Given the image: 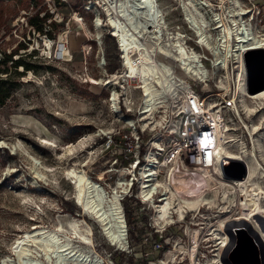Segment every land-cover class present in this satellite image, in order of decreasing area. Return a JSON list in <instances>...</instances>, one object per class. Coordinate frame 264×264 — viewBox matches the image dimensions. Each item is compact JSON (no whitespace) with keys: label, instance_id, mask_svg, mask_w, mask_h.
I'll return each instance as SVG.
<instances>
[{"label":"rangeland","instance_id":"1","mask_svg":"<svg viewBox=\"0 0 264 264\" xmlns=\"http://www.w3.org/2000/svg\"><path fill=\"white\" fill-rule=\"evenodd\" d=\"M52 1L57 3V0H0V78L6 79L4 85L8 90L0 104V261L5 255H11L17 264L12 243L32 224L50 228L61 224L70 235L66 230L67 221L73 217L84 219L91 231V243L82 244L73 239L74 244L86 251L90 259L96 256L100 264H131L124 261L122 251L133 257L132 264H200L211 259L219 250L212 238L208 237L207 243L203 242L200 249L194 251L193 262L188 249L193 247L194 240L189 247L188 235L174 234L173 229L184 227L187 218L172 230L157 232V237L155 233L143 234L141 223L154 212L158 201H153L156 202L153 205H141L137 223L132 212L133 199L120 201L123 212L131 209V224H127L125 230L126 244L121 247L124 249L105 238L99 223L74 202L73 184L65 170L75 167L95 180L96 174L100 177L108 166L112 153L104 148L99 133L100 129L106 131L115 125L112 120L117 116L108 109L106 98L109 90L120 87L122 81L114 79L107 85L92 81L105 77L106 72L115 71L119 62L114 39L105 29L92 26L90 16L84 11H80L82 23L72 20L71 7L85 0H67L64 5H57L55 10L64 17L63 21L56 11L50 12L54 8L50 5ZM159 1L166 8L179 5L177 0ZM213 2L217 4L215 0ZM240 2L250 9L252 26L264 32V0ZM42 12H45L44 16H40ZM35 15L36 23L42 25L40 32L29 23V18ZM14 59H20L28 66H14ZM192 85L198 86L193 82ZM245 120L250 123V118ZM235 125L238 126L237 122ZM258 138L264 150V131ZM231 165L239 167L238 163L227 162V169ZM103 185L109 193L114 186L112 181ZM235 199L230 204L218 199L220 204L218 201L211 207L203 204L209 210L203 209L211 218L237 216L242 206L238 197ZM240 226L236 224L230 228ZM129 227L135 233L131 241L127 233ZM154 239L162 247L155 248ZM33 249L32 254L40 264H55L53 253L47 258L40 248ZM67 262L72 264V260ZM92 263L93 260L86 261V264Z\"/></svg>","mask_w":264,"mask_h":264},{"label":"bare ground","instance_id":"2","mask_svg":"<svg viewBox=\"0 0 264 264\" xmlns=\"http://www.w3.org/2000/svg\"><path fill=\"white\" fill-rule=\"evenodd\" d=\"M177 1L188 12V19L199 22L196 31L199 33L200 40L205 41L208 45L211 39L221 42L223 47L222 56L224 58L231 50L230 41L235 38V40H239L241 37L246 36L250 46L259 45L264 48V32L245 22L242 17L250 9L247 10V8L243 7L240 0H215L217 4L213 0ZM98 2L106 10L109 25L113 30L112 35H116L123 40L131 39L130 41H134L131 45L138 49V53L143 59L137 67L138 74L135 76L143 83V90L147 98L155 93L162 108H165L166 97L168 95L176 97L177 78L182 82L181 85L183 87H187L186 78L190 81L192 80V75H188L185 70L199 73L198 76L201 79H205V70L197 62V52L186 50V46L181 41L182 34L179 32L177 33L180 35L174 33L175 37H170L167 34L166 38H164L163 30L160 26V12L155 6L156 0H98ZM148 6L149 8H147ZM222 9H225V14L220 12ZM98 13L99 11L95 13V28H101L102 25L101 15ZM250 14V18H252L253 15L252 13ZM231 22L233 25H231ZM212 23H217L218 25L217 28L215 26L210 27L215 29L213 32L207 30V26ZM240 23H243L244 26L239 27ZM143 33L147 34V36ZM97 36L99 37L98 34ZM236 43L239 44L237 41ZM153 44L164 54L173 58L157 61L150 52ZM243 44L241 43L240 45ZM123 45L125 50L133 48V46L129 47L126 43H123ZM131 60L129 54L126 53L125 63L128 69L135 71L136 68L132 66ZM168 61H171L172 64ZM219 61L222 64L225 62L224 59ZM100 63L102 61H99ZM114 77L116 78L117 75ZM104 79L105 77H102L96 80L92 79V81L101 85L103 82L110 83L113 81L110 80V77L106 81ZM184 80L185 83L183 82ZM236 80L233 99L234 101L236 100L237 94L240 107L245 115H241L238 112V118L239 120L242 119L240 121L248 131L247 138L251 145L247 146L245 138L240 137L237 133L224 132L219 127L215 144V157L218 163L223 155L233 157L239 154V151H242L247 158L248 165L245 178L226 177L221 173V168L217 165L214 169L206 167L200 168L201 170L188 168L185 176L179 177L178 180L175 175L171 176L169 180L156 179L157 185L160 186V189L157 190L161 192L158 194L155 220L159 224L162 221H172L168 213L170 208L180 218L183 213V207L193 210L203 204L211 207L217 203L218 199L223 202L227 201L230 204L238 197V202H240L239 204L242 208H240L239 214L232 218L230 224L233 226L241 224L242 221L250 222L252 227L256 229L258 236H260L264 248V184H262V181H264V150L258 138L259 134L264 131V129H261L264 128V88L250 93L241 85V73L237 74ZM114 95L113 89L112 98ZM258 111H260L259 114H257ZM149 115H152V112ZM254 116L256 120L253 119ZM246 117L250 118V123H246ZM156 123L157 121L153 122V124ZM235 124L236 122L233 123L231 130H236L237 126ZM226 163H224L225 166ZM199 170L201 172H198ZM235 170L236 167L232 165L228 169L226 167L227 173L236 175L238 170ZM65 175L70 178V182L73 184L74 202L84 213L90 215L99 223L105 238L112 244L120 246V248L124 247L126 244V224L119 199L121 194L119 186H122L125 182L124 177H120L114 182L112 191L109 193L97 179H95L97 181L93 180L91 176L75 167L67 168ZM227 178L235 179V185ZM151 194L152 192L147 195ZM218 204H220L219 201ZM258 218L261 219L262 224ZM227 219L231 218L228 217ZM67 223L68 229L66 230L69 231L70 235L66 234L65 228L61 224H57L53 228L32 224L30 228L23 231L21 235L15 238L11 247L13 254L16 256L17 264H40V260L32 254L35 247L40 248L47 258L53 253L55 264H68V260H72V264H86L87 260L91 262L93 260L94 263L92 264H100V260L96 259V256L94 258L92 256V259H90L86 251L80 250L74 244L75 241L73 239L82 244L91 243V231L87 222L84 219L73 217ZM219 223V229H221L224 225V218ZM222 232L218 234L221 246L218 247L219 250L216 256L209 260L206 259L203 261L204 264H212L214 262L216 264H225L222 260V254L227 253L233 244H235V247L229 253V258L226 255V260L229 264H255L257 262L254 245L246 236L239 232L235 234L236 236H234L233 240H229L227 232L232 233V230L229 229L225 232L222 229ZM192 237L194 245L188 251L191 260L194 262V251L196 250L195 245L197 242V231L195 229L192 231ZM222 246L223 250L220 253ZM218 255H220V258ZM13 260L14 258L12 259L11 255H5L0 262L1 264H16Z\"/></svg>","mask_w":264,"mask_h":264},{"label":"built area","instance_id":"3","mask_svg":"<svg viewBox=\"0 0 264 264\" xmlns=\"http://www.w3.org/2000/svg\"><path fill=\"white\" fill-rule=\"evenodd\" d=\"M66 2L67 0H57V4L52 1L50 5H53L54 8L50 12H55L57 5H64ZM77 4L79 5L75 4L71 7V16L74 22L82 23L84 19L80 11H84L90 16V23L94 26L95 13L99 11L101 28L105 29L107 34L114 39L119 63L115 71L106 72L104 81L109 77L111 78L110 80L120 79L122 81L120 87H113L109 90L106 98L108 109L117 116L116 119L112 120L115 125L106 131L100 129L102 131L99 133V135L102 134L104 148L112 153V157L108 160V166L102 171L101 176L99 177L97 173L94 179H97L102 185L103 183L109 184L111 181L114 185V182L120 177H124L125 182L122 186H119L121 190L119 199L120 201L126 198L133 199L131 206L134 205L132 207L134 222L137 223L139 221L137 218L140 219L141 205L146 206L149 203L153 205L156 203L153 200L158 201V194L161 191L157 190L160 189V186L157 185L156 179L169 180L171 176L175 175L178 180L179 177L185 176L188 168L200 169L206 167L214 169L217 165L221 168L222 163H229L228 160H225L226 158L243 161L247 173V158L242 151H239V154L233 157L223 155L217 163L215 144L219 127L224 132H229L233 123L237 122L238 126L234 131L240 137H244L247 144L250 145L247 138L248 131L238 119V112L243 115V111L237 99V94L235 101L233 95L236 89V76L238 73H241V85L246 90V69L243 53L246 50L262 47L259 45L250 46L246 36L241 37L239 40H235V38L230 41L231 50L224 58L222 56L223 47L221 42L211 39L208 45L205 41L200 40L199 33L196 31L199 22L188 19V12L181 5H172L170 8H166L160 4L159 0H156L155 6L160 12V26L163 30L164 38H166L167 34L170 37H175L174 33H181L182 38H180L186 46V50L197 52V62L205 70V79H201L198 76L199 73L185 70L188 75H192L191 82L186 78L188 80H186L187 87H183L181 85L182 82L177 78L176 97L168 95L166 97V107L162 108L155 93L149 98L146 97L143 83L135 76L138 74L137 67L143 59L140 57L138 49L131 45L134 41H130L131 39L123 40L116 35H112L113 30L109 25L106 10L98 0H85ZM220 12L222 13L221 10ZM248 13L244 14L242 18L246 23L252 24L253 17L250 18L251 15ZM56 14L58 17L60 16V21H63L64 17L58 15L57 11ZM44 15L45 12H42L40 16ZM66 21V24H68L69 20L67 19ZM231 25H233L232 22ZM214 26L217 28V23L208 25L207 30L213 32L215 29L210 27ZM243 26L244 24L240 23L239 27ZM145 35L147 36V34ZM123 43L128 44L129 47L133 46V48L125 50ZM241 43L244 44L240 45ZM150 52L157 61L173 58L164 54L154 44ZM126 53L131 57V64L136 68L135 71L128 69L125 63ZM101 57L103 60L102 65H104V55L102 54ZM220 59H224V64L220 63ZM115 75H117L116 78L114 77ZM183 82L185 83V80ZM192 82L197 83L198 86H193ZM107 84L102 83V85ZM225 84L227 85L226 87ZM203 87L207 89H203ZM201 88L204 91L201 92ZM113 89L115 95L112 98ZM215 95L217 96L216 99H214ZM150 112H152V115H149ZM156 121L157 123L153 124ZM113 175L114 178L111 179ZM90 176L93 178L92 175ZM103 176H105L104 179H101ZM227 179L235 185V179ZM150 192L152 194L148 196L147 194ZM203 208L209 210L203 205H199L195 210L183 207V213L180 218L170 208L168 213L172 221H162L158 224L155 222V207L154 212L148 215L144 223H141L143 224V234H157V232L160 233L164 230H172L187 218V224L184 227L173 229L175 230L173 231L174 234L180 232L183 235H188L190 237L188 240L190 243L189 247H191L193 244L192 231L195 229L197 231L196 251L200 249V244H203V242L207 243L208 237L212 238L216 242L215 244L220 247L221 240L218 234L223 233L222 229L226 232V229L232 228L230 223L235 216L230 217L231 219L224 218V225L219 229V222L222 218H211L209 213L206 214ZM153 243L156 246L155 248L162 247V244L159 241L157 242L156 239H154ZM218 257L220 258V255ZM200 264H204V262Z\"/></svg>","mask_w":264,"mask_h":264},{"label":"water","instance_id":"4","mask_svg":"<svg viewBox=\"0 0 264 264\" xmlns=\"http://www.w3.org/2000/svg\"><path fill=\"white\" fill-rule=\"evenodd\" d=\"M243 61L245 64L246 69V90L247 92H255L259 89L264 88V48H257V49H250L246 50L243 53ZM229 163H238L239 164V171H237V174H230L226 171V166L224 164H221V171L224 176L226 177H239V178H245L246 176V167L243 161L237 160V159H228ZM234 222V221H233ZM235 223V222H234ZM240 227H235L232 230V233L228 232L229 240H233L234 236H236V233L241 232L246 238L249 239V241L254 245L255 254L257 257V262L255 264H264V248L262 245V241L260 236H258V233L256 229H254L250 222L242 221ZM229 229H226L227 231ZM257 243V244H255ZM235 247V244L230 246V249L227 253L222 254V260L225 264H229V262L226 260V255L228 256L231 250ZM124 249V248H121Z\"/></svg>","mask_w":264,"mask_h":264},{"label":"trees","instance_id":"5","mask_svg":"<svg viewBox=\"0 0 264 264\" xmlns=\"http://www.w3.org/2000/svg\"><path fill=\"white\" fill-rule=\"evenodd\" d=\"M36 19H37V15H35L33 17H30L29 18V23L32 26H34L35 30L40 32V31H42V25L36 23ZM12 62H14V66H16V64H22L25 67L28 66L26 63H23L20 59H14V60H12ZM5 80L6 79H4V78H0V104H2L4 102L5 98L8 95V90H7V88L4 85ZM124 201H125V199L122 200V202H124ZM124 216H125L126 225L127 224L128 225L131 224L130 210L125 209L124 210ZM127 233H128V236H130V241L135 238L134 230H131L130 227L127 228ZM155 236L157 237V234ZM121 256H122V258L125 259L124 261L129 262L131 264L133 263V257L131 255H128L126 252L122 251L121 252Z\"/></svg>","mask_w":264,"mask_h":264}]
</instances>
